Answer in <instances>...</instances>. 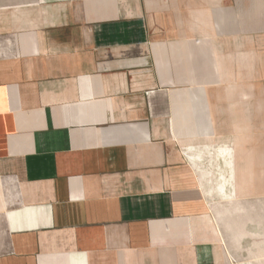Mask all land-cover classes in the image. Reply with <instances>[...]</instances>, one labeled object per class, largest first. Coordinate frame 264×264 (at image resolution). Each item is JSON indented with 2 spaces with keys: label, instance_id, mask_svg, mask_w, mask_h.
I'll use <instances>...</instances> for the list:
<instances>
[{
  "label": "crops",
  "instance_id": "obj_1",
  "mask_svg": "<svg viewBox=\"0 0 264 264\" xmlns=\"http://www.w3.org/2000/svg\"><path fill=\"white\" fill-rule=\"evenodd\" d=\"M0 264H264V0H0Z\"/></svg>",
  "mask_w": 264,
  "mask_h": 264
}]
</instances>
